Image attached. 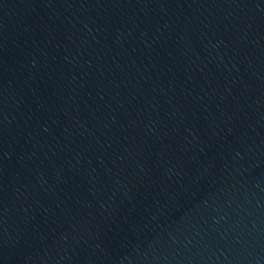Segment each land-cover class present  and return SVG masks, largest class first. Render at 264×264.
I'll return each mask as SVG.
<instances>
[{
    "label": "water",
    "instance_id": "water-1",
    "mask_svg": "<svg viewBox=\"0 0 264 264\" xmlns=\"http://www.w3.org/2000/svg\"><path fill=\"white\" fill-rule=\"evenodd\" d=\"M0 264H264V0H0Z\"/></svg>",
    "mask_w": 264,
    "mask_h": 264
}]
</instances>
